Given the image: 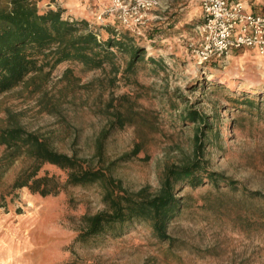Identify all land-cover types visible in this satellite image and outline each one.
Masks as SVG:
<instances>
[{
	"label": "rangeland",
	"instance_id": "374dc122",
	"mask_svg": "<svg viewBox=\"0 0 264 264\" xmlns=\"http://www.w3.org/2000/svg\"><path fill=\"white\" fill-rule=\"evenodd\" d=\"M104 2L38 0L37 7L61 8L64 17L86 20L100 38L112 27L127 30L156 63L137 69V83L118 73L113 84L108 65L85 71L76 63H60L47 84L57 102L55 112L43 110L35 98L19 94L16 86L0 93V117L5 106L20 111L21 122L48 137L57 150L91 165L108 166L109 175L129 193L146 188L153 194L168 165L196 157L194 135L205 127L186 117L188 109H195L213 125L199 134L206 167L235 180L239 189L264 195V100L259 108L244 112L231 107L224 89L213 86L217 81L229 86V95L248 92L261 98L264 56L239 49L198 64L189 46L199 39L193 30L202 21L198 0H161L138 32L114 18L112 23L107 19L97 23L95 13ZM126 58L119 55L115 60L120 70ZM68 66L72 72L65 77ZM115 110L126 114L128 123L102 140L99 153L98 139ZM137 144L136 155L119 160ZM3 153L0 145V264H264V232L243 222L245 217H258V208L264 207L261 195L250 200L238 189L182 183L177 191L179 210L167 227L172 243L159 241L145 223L138 222L126 225L120 236L99 234L80 242L75 238L85 226L83 215L106 208L102 183L68 185L55 195L40 196L25 186H13L28 161L8 162ZM45 173L62 183L66 176L48 164L37 175Z\"/></svg>",
	"mask_w": 264,
	"mask_h": 264
},
{
	"label": "trees",
	"instance_id": "16d2710c",
	"mask_svg": "<svg viewBox=\"0 0 264 264\" xmlns=\"http://www.w3.org/2000/svg\"><path fill=\"white\" fill-rule=\"evenodd\" d=\"M37 1L0 0V93L20 86L17 90L19 94L25 93L27 97L35 98L43 110L52 113L57 109V102L48 92L47 84L53 70L60 63H76L85 71L105 69L108 65L109 71L113 73L110 84L118 79V73L125 81L137 83V69L146 63H156L157 60L146 56V48L127 30L112 27L108 36L100 38L86 20L64 17L61 8L39 11ZM119 55L127 56L121 70L115 63ZM71 72L72 68L68 66L64 69L63 76L68 77ZM213 86L224 89L231 107L240 108L244 112L259 108L264 100V92L261 98L248 92L229 95V86L217 81H214ZM243 106L246 108H242ZM3 113V117H0V145L4 146L2 158L8 162L18 158L28 161L14 178V187L25 186L31 193L46 196L55 195L68 185L102 183V198L106 208L83 215L85 226L75 238L80 242L99 234L120 236L126 225L138 222L145 223L159 241L172 243L174 238L168 234L167 227L179 210L181 197L177 195V191L182 183L192 187L209 183L215 187L238 189L244 198L250 200L261 195L259 192L239 189L235 180L206 167L202 157L204 143L199 134L206 133L213 125L207 115L195 109H188L186 117L205 127L204 132L199 131L194 135L196 157L188 163L168 165L158 190L153 194L146 188L135 193L127 192L119 180L109 175L108 166L91 165L75 154L57 150L48 137L28 129L21 122L20 111L5 106ZM112 113L113 119L98 139L99 153L102 140L128 123L127 115L120 110ZM138 150L137 144L131 154H123L119 160L136 155ZM45 164L65 171L64 182H60L54 174L38 176L39 169ZM260 197L264 199V195ZM202 203L207 205L206 202ZM258 210L260 212L256 219L245 217L243 222L250 227H260L264 232V207H259ZM75 264L101 263L80 261Z\"/></svg>",
	"mask_w": 264,
	"mask_h": 264
},
{
	"label": "built area",
	"instance_id": "2783aa9c",
	"mask_svg": "<svg viewBox=\"0 0 264 264\" xmlns=\"http://www.w3.org/2000/svg\"><path fill=\"white\" fill-rule=\"evenodd\" d=\"M103 1V7L95 13L96 22L104 24L106 19L114 18L133 32H138V26L148 20V13L161 3V0ZM248 1L257 9H251L245 0H198L202 21L195 26V33L199 39L196 44H189L198 64L225 58L239 49L264 56V1Z\"/></svg>",
	"mask_w": 264,
	"mask_h": 264
},
{
	"label": "crops",
	"instance_id": "0c3cea01",
	"mask_svg": "<svg viewBox=\"0 0 264 264\" xmlns=\"http://www.w3.org/2000/svg\"><path fill=\"white\" fill-rule=\"evenodd\" d=\"M246 2H249L248 0H245ZM258 1H264V0H258ZM168 3L167 2H165V6H164V8H168ZM248 6L251 8V9H254V10H256L257 9V6L254 4V3H251V2H249V4H248ZM198 8H200V6H198ZM201 9V8H200ZM114 20L113 19H110V18H108L107 19V23H109V22H113ZM194 32H195V27H194Z\"/></svg>",
	"mask_w": 264,
	"mask_h": 264
}]
</instances>
